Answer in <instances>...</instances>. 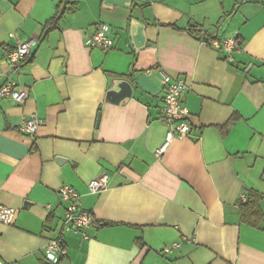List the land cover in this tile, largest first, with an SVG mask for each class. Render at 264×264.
Wrapping results in <instances>:
<instances>
[{
    "label": "crops",
    "instance_id": "crops-1",
    "mask_svg": "<svg viewBox=\"0 0 264 264\" xmlns=\"http://www.w3.org/2000/svg\"><path fill=\"white\" fill-rule=\"evenodd\" d=\"M60 1L0 0V86L29 90L0 100V204L16 209L0 257L50 264L44 248L61 236L59 264H264V197L258 226L239 211L250 191L264 196V0H72L46 35ZM101 23L110 50L85 43ZM203 36L241 47L228 59ZM25 42L33 61L10 66ZM164 74L185 80L190 111L188 135L169 141ZM118 80L131 98L107 101ZM32 115L44 124L21 132ZM63 186L108 225L65 231Z\"/></svg>",
    "mask_w": 264,
    "mask_h": 264
},
{
    "label": "built area",
    "instance_id": "built-area-1",
    "mask_svg": "<svg viewBox=\"0 0 264 264\" xmlns=\"http://www.w3.org/2000/svg\"><path fill=\"white\" fill-rule=\"evenodd\" d=\"M111 27L108 24L101 23L93 34L85 40L87 46L91 48H103L110 50L114 46V40L111 36ZM210 45L218 50L223 51L228 55V59H232L234 51L241 47V42L236 36L225 37L220 39H212ZM31 42H25L10 49L6 53V61L10 66L19 65L27 56L30 55ZM6 76L2 70L0 62V79ZM164 97H163V121L169 126L167 132V141L174 136H187L190 130L188 117L190 111L184 104L183 96L187 90V84L182 77H172L168 74L163 75ZM29 96L27 88L18 87L14 81H4L0 86V100L10 98L18 103H24ZM44 124L42 118L32 115L23 120L19 126V130L27 134H35L40 126ZM166 146L157 150V154H162ZM109 176L102 174L92 180L89 188L92 192H98L108 186ZM61 199L66 203L64 230L81 232L85 239L89 238L87 230L94 226H99L100 222L96 219L93 213L83 210L76 202L77 193L70 186H63L60 189ZM16 217V209L10 206L0 204V224L11 225ZM180 243H174L173 248H176ZM171 248H167L169 252ZM45 259L50 264H59L61 258L66 255V246L61 236L48 241L44 248ZM0 264H8L0 257Z\"/></svg>",
    "mask_w": 264,
    "mask_h": 264
},
{
    "label": "trees",
    "instance_id": "trees-1",
    "mask_svg": "<svg viewBox=\"0 0 264 264\" xmlns=\"http://www.w3.org/2000/svg\"><path fill=\"white\" fill-rule=\"evenodd\" d=\"M71 2H72V0H61L57 4L56 13L46 22V24L44 26L46 35L51 30L57 28L61 18L65 14V12H66L67 8L69 7V5L71 4ZM192 31L200 33V31H196V30H192ZM204 38L208 43H210V41L212 39H218V38L206 37V36ZM33 59H34V55H29L19 65H21L22 63H27V64L31 63L33 61ZM232 122L233 121H230L228 123V125L230 126V124ZM263 197H264L263 194H260L257 191H250L249 196L247 198V201L244 202L241 200L239 202V211H240L241 218L252 226H258L259 225V221L261 218L260 217L261 214H260V208H259V201ZM257 216H259V217H257ZM105 225H108V224L100 222L99 226H105Z\"/></svg>",
    "mask_w": 264,
    "mask_h": 264
},
{
    "label": "water",
    "instance_id": "water-1",
    "mask_svg": "<svg viewBox=\"0 0 264 264\" xmlns=\"http://www.w3.org/2000/svg\"><path fill=\"white\" fill-rule=\"evenodd\" d=\"M133 92L132 84L126 80L115 81L113 87L107 92V101L119 103L131 98ZM60 160L62 158H59Z\"/></svg>",
    "mask_w": 264,
    "mask_h": 264
}]
</instances>
